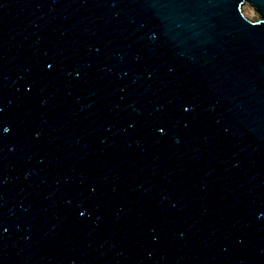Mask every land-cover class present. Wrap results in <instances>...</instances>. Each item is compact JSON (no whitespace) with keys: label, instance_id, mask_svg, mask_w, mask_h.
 I'll return each mask as SVG.
<instances>
[{"label":"water","instance_id":"95a60500","mask_svg":"<svg viewBox=\"0 0 264 264\" xmlns=\"http://www.w3.org/2000/svg\"><path fill=\"white\" fill-rule=\"evenodd\" d=\"M0 264H264V0H0Z\"/></svg>","mask_w":264,"mask_h":264},{"label":"bare ground","instance_id":"6f19581e","mask_svg":"<svg viewBox=\"0 0 264 264\" xmlns=\"http://www.w3.org/2000/svg\"><path fill=\"white\" fill-rule=\"evenodd\" d=\"M245 12H247L248 14H251L253 12L252 6H250L249 3H247L244 7Z\"/></svg>","mask_w":264,"mask_h":264},{"label":"rangeland","instance_id":"374dc122","mask_svg":"<svg viewBox=\"0 0 264 264\" xmlns=\"http://www.w3.org/2000/svg\"><path fill=\"white\" fill-rule=\"evenodd\" d=\"M251 6V5H250ZM252 9H253V12L255 11V9L252 7Z\"/></svg>","mask_w":264,"mask_h":264},{"label":"snow or ice","instance_id":"6c2138e0","mask_svg":"<svg viewBox=\"0 0 264 264\" xmlns=\"http://www.w3.org/2000/svg\"><path fill=\"white\" fill-rule=\"evenodd\" d=\"M161 131H163V129H161Z\"/></svg>","mask_w":264,"mask_h":264}]
</instances>
